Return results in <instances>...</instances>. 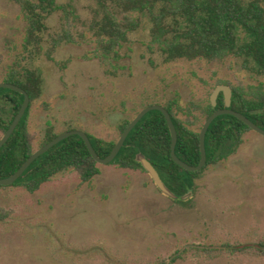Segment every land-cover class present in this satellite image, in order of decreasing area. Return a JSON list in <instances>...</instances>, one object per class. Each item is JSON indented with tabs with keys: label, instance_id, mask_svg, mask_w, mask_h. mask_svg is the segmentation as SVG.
<instances>
[{
	"label": "rangeland",
	"instance_id": "obj_1",
	"mask_svg": "<svg viewBox=\"0 0 264 264\" xmlns=\"http://www.w3.org/2000/svg\"><path fill=\"white\" fill-rule=\"evenodd\" d=\"M56 2L70 3L78 16L70 18L77 41L59 45L52 61H33L43 77L28 115L34 149L48 123L58 133L76 129L111 141L142 105L175 97L183 107L203 104L220 80L264 83L232 56L163 62L149 49L146 18L121 48L118 69L107 73L92 56V1ZM62 24L61 11L47 19L50 33ZM24 25L19 6L0 0V82L25 55ZM97 166L90 182L67 170L34 193L0 188V264H158L176 252L173 264H264V136L247 131L234 154L195 181L185 204L164 196L146 172Z\"/></svg>",
	"mask_w": 264,
	"mask_h": 264
},
{
	"label": "trees",
	"instance_id": "obj_2",
	"mask_svg": "<svg viewBox=\"0 0 264 264\" xmlns=\"http://www.w3.org/2000/svg\"><path fill=\"white\" fill-rule=\"evenodd\" d=\"M11 1L19 6L25 23L21 45L25 55L7 67L2 82L13 83L24 89L29 96V104L13 133L0 148V178L15 172L35 150L28 127V115L32 103L42 95L43 77L33 65L34 59L44 56L52 61L53 53L59 45L77 41L70 32V18L77 19L78 16L70 3L59 4L56 0ZM91 1L88 30L94 40L92 56L106 67L107 73L113 74L118 69L119 61L123 58L121 48L130 42V34L140 28L142 18H146L150 24L149 49L158 52L163 62L177 59L220 62L232 56L239 59L243 70L264 77V0ZM56 11L62 12V28L57 33H50L47 19ZM218 84L231 87V109L242 113L264 129L263 82L243 84L238 81L232 84L220 80L212 87V91ZM22 102L21 93L0 88L1 135L9 127ZM163 106L169 112L176 129L177 157L189 165H197L200 160V128L210 114L223 108V94L219 93L216 106L212 105L210 95L205 103L193 104L191 107L181 106L178 97ZM195 111H200V116ZM180 113L186 117H180ZM130 119L126 118L120 123L119 135ZM250 130L233 115L217 116L205 134V165L198 171H188L171 158V135L163 114L151 110L132 128L117 155L108 164L146 172L134 160L136 153L141 152L155 167L167 187L182 195L194 189L195 181L209 166L234 154L243 143V135ZM58 134L48 123L38 147ZM87 135L101 158L110 153L117 140L107 141ZM97 165L82 138L71 135L37 157L13 183L0 185V188L21 187L34 193L54 176L67 170L76 171L81 182H90L99 173ZM190 200L178 202L185 204ZM259 247L264 248V243H259ZM180 255L176 252L158 264H173Z\"/></svg>",
	"mask_w": 264,
	"mask_h": 264
},
{
	"label": "water",
	"instance_id": "obj_3",
	"mask_svg": "<svg viewBox=\"0 0 264 264\" xmlns=\"http://www.w3.org/2000/svg\"><path fill=\"white\" fill-rule=\"evenodd\" d=\"M0 88H8L14 91H17L23 95V102L22 105L17 112V114L14 116L13 120L9 124V127L7 130L0 136V148L6 143L10 135L13 133L14 129L16 128L17 124L19 123L20 119L22 118L28 104H29V96L26 93L24 89L19 87L18 85H15L13 83L8 82H0ZM223 94L224 97V106L223 108H219L215 110L212 114H210L205 121L203 122L200 131H199V148H200V160L197 165H189L186 162L182 161L179 157H177L175 153V144L177 141V133L175 126L172 122V119L170 117L169 112L167 109L160 104H151L147 105L143 108H141L129 121L125 129L121 132L119 137L117 138L114 146L112 147L110 153L104 157L101 158L96 151L94 150L90 139L86 132L82 130H68L59 133L56 137H54L52 140L47 142L46 144L36 148L31 155L19 166V168L10 174L9 176L5 178H0V185H9L13 183L18 177L22 175V173L27 169V167L40 155L45 153L47 150H49L51 147H53L55 144L60 142L61 140L71 136V135H79L82 140L84 141L90 155L92 158L98 163V164H108L110 163L114 157L117 155L118 151L122 147L127 135L132 130V128L139 122V120L149 111L151 110H158L160 111L166 121V124L168 126L170 135H171V145H170V155L173 161L182 167L185 170L188 171H198L200 170L206 163V151H205V134L206 131L210 125V123L219 115L223 114H230L234 117L241 120L243 123H245L252 131L258 133L261 136H264V129L256 125L254 122H252L248 117L243 115L242 113L235 111L230 108L231 105V96L232 91L231 87L229 85L225 84H218L214 87L213 91L210 94V101L213 106H216V99L219 95V93ZM136 162H138L143 169L146 171V173L150 176L151 180L153 181L156 188L166 197L174 200V201H186L190 198L192 190L189 189L185 194L178 195L171 191L167 185L164 183V181L161 179L159 173L155 169V167L150 163V161L145 157V155L141 152L136 153V156L134 158Z\"/></svg>",
	"mask_w": 264,
	"mask_h": 264
}]
</instances>
